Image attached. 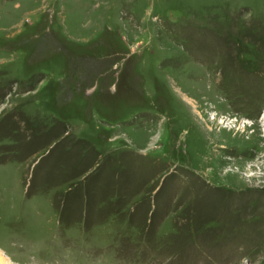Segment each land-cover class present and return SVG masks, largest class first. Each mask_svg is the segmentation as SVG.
Wrapping results in <instances>:
<instances>
[{
	"label": "rangeland",
	"instance_id": "374dc122",
	"mask_svg": "<svg viewBox=\"0 0 264 264\" xmlns=\"http://www.w3.org/2000/svg\"><path fill=\"white\" fill-rule=\"evenodd\" d=\"M0 254L264 264V0H0Z\"/></svg>",
	"mask_w": 264,
	"mask_h": 264
},
{
	"label": "bare ground",
	"instance_id": "6f19581e",
	"mask_svg": "<svg viewBox=\"0 0 264 264\" xmlns=\"http://www.w3.org/2000/svg\"><path fill=\"white\" fill-rule=\"evenodd\" d=\"M245 125H249L247 123H244ZM245 128V126L243 127ZM0 264H9V262L7 260H5V258H3L0 254Z\"/></svg>",
	"mask_w": 264,
	"mask_h": 264
}]
</instances>
